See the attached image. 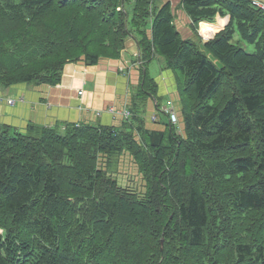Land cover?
<instances>
[{
  "label": "trees",
  "instance_id": "16d2710c",
  "mask_svg": "<svg viewBox=\"0 0 264 264\" xmlns=\"http://www.w3.org/2000/svg\"><path fill=\"white\" fill-rule=\"evenodd\" d=\"M180 4L194 40L156 0H0L1 89L59 84L65 63L117 59L131 38L130 112L155 96L147 65L162 57L184 122L183 131L147 130L139 115L63 130L0 124V264H264V10L250 0ZM215 17L220 30L203 41L198 23ZM117 149L141 164L142 192L99 166Z\"/></svg>",
  "mask_w": 264,
  "mask_h": 264
},
{
  "label": "crops",
  "instance_id": "0c3cea01",
  "mask_svg": "<svg viewBox=\"0 0 264 264\" xmlns=\"http://www.w3.org/2000/svg\"><path fill=\"white\" fill-rule=\"evenodd\" d=\"M180 1L156 0V4L169 3L174 15V24L181 36L194 40L197 34L192 30L191 20L181 7ZM216 17L213 22L198 23L196 30L200 37H211L222 29L226 22L223 17H218L222 19L220 29L216 30L209 25L217 21ZM125 46L126 49L119 60L102 59L92 66L66 65L57 85L19 83L10 86L1 94L4 102H0V124L19 132H27V129L30 131V126L38 129L65 123L117 124L119 119L112 114L113 109L116 112L123 110L122 107L129 102L134 89L132 86L137 85L139 79V69L135 66V61L138 60L136 42L127 40ZM147 66L149 70L151 68L153 74L148 71L156 83L157 102L153 96H149L142 101V111L137 115L145 120V126H150L149 116L156 111V105L161 106L167 99L175 101L179 95L174 73L165 69L164 61L157 57ZM19 95L24 97L23 101H16L11 106L5 102L7 97L15 98Z\"/></svg>",
  "mask_w": 264,
  "mask_h": 264
},
{
  "label": "rangeland",
  "instance_id": "374dc122",
  "mask_svg": "<svg viewBox=\"0 0 264 264\" xmlns=\"http://www.w3.org/2000/svg\"><path fill=\"white\" fill-rule=\"evenodd\" d=\"M250 1H251L253 6H256L259 9L264 10V2H262L260 0H250ZM256 3H258V4H256ZM162 5H158V6L160 7ZM222 17H227L225 25L228 24L230 16L227 14V15H224ZM148 22L150 23L151 21H148ZM225 25H223L222 29L225 27ZM149 30L150 29H148V32H149ZM214 35H215V33L212 34L211 37H208V38L201 37V39L203 41H207L208 39H211ZM127 40H132V39L131 38H127ZM234 40L240 41V43H238V44L241 45L247 52H252L254 50L253 45H251V44H242L241 39L239 38L238 35H234ZM125 49H126V46L124 45L123 49L121 50L120 56L123 55ZM137 58H138V56H137ZM117 59L119 60L120 58H117ZM159 59L162 62L164 61L162 57H159ZM100 60H102V59H100ZM106 60L110 61V60H116V59H106ZM153 63H155L157 65L156 61H154ZM70 64L71 65H74V64L85 65L81 61L67 62V63L64 64L62 72L64 71L65 66L66 65H70ZM86 66H92V65H86ZM147 67H148V70H149V66H147ZM149 71L152 73L151 68H150ZM1 88H4V87H0V96H2L1 94H4L5 91H6L5 89H1ZM177 91H178V89H177ZM178 95H179V93H178ZM23 98L24 97L22 95H19V96L15 97V100L19 101V100H22ZM178 99H179V97L175 101H178ZM3 100L4 99H1L0 102H4ZM154 101L157 102V99H154ZM175 101H173L171 99H167V101L165 100L164 104H162L161 106L156 108V111L151 113V115L149 116V120L151 121V122H149L150 126H145V120H143L142 121L143 125H144L143 127L145 129H147V130H155V131H158L159 128H163V124H165L168 121L167 114L163 113V112H160L159 110H160V107L165 106V105L168 104L169 107L171 109L175 110L177 115H178V121L176 123V126L178 127V129H181L183 131L184 130L183 116H182V113L180 112L179 108L175 104ZM8 106H11V105L8 104ZM109 108H107V109L109 110ZM122 108H123V110H120L119 112H116V110L113 109L114 113H112V114L116 115L118 117V119H119V122L117 124H115L113 122L112 124H100L99 123V125L118 126V125H120V121H122V119H125L127 117L130 118L133 115L136 116L138 112L142 111V109H140V108H134L130 112V108H129L128 103L125 106H123ZM124 110L129 112V115L127 117L123 116V114H122V112ZM152 115H158V121L157 122H154V121L151 120V116ZM141 118H142V116H141ZM50 127H55V128H57L59 130H63L64 124L63 125H58V126L54 125V126H50ZM132 133L134 134V137L137 139V141H139V135L140 134H139V132L137 131L136 128H134L132 130ZM143 147H144V145H143ZM115 152L116 153H114L111 156L110 155L106 156L105 154H99V157H98L99 166L101 168L105 169L106 173L109 174L111 177L117 179L118 184L120 185L122 190L127 191L130 188V190L133 189V191L137 190L136 192H142L145 189V187H146V180H144V176L142 174V171H140L142 166L139 163V161L137 159L135 160L134 157L131 154H129V152L127 150H124V149L123 150H119V149H117V151H115ZM253 214H256V212L254 211Z\"/></svg>",
  "mask_w": 264,
  "mask_h": 264
},
{
  "label": "built area",
  "instance_id": "2783aa9c",
  "mask_svg": "<svg viewBox=\"0 0 264 264\" xmlns=\"http://www.w3.org/2000/svg\"><path fill=\"white\" fill-rule=\"evenodd\" d=\"M256 4H258V3H256ZM1 99H3V96H0V100ZM19 101H23V99L22 100H19ZM5 102L8 103V104H10V105H14L15 102H16V100H15L14 97H7L5 99ZM159 111L167 114V119H168V122L169 123H171V124H176L177 123V121H178V115H177V113H176L175 110H173V109H171L169 107L168 104L165 105V106L160 107V110ZM122 114H123V116L127 117L129 115V112L126 111V110H124L122 112ZM151 120L154 121V122H157L158 121V115H152L151 116Z\"/></svg>",
  "mask_w": 264,
  "mask_h": 264
},
{
  "label": "bare ground",
  "instance_id": "6f19581e",
  "mask_svg": "<svg viewBox=\"0 0 264 264\" xmlns=\"http://www.w3.org/2000/svg\"><path fill=\"white\" fill-rule=\"evenodd\" d=\"M109 188H110V187H109ZM111 191H112V190H111ZM130 196H131V195H130ZM130 196H129V197H130ZM104 197H105V196H104ZM131 197H132V196H131Z\"/></svg>",
  "mask_w": 264,
  "mask_h": 264
},
{
  "label": "clouds",
  "instance_id": "9594fccd",
  "mask_svg": "<svg viewBox=\"0 0 264 264\" xmlns=\"http://www.w3.org/2000/svg\"><path fill=\"white\" fill-rule=\"evenodd\" d=\"M168 122V121H167Z\"/></svg>",
  "mask_w": 264,
  "mask_h": 264
}]
</instances>
